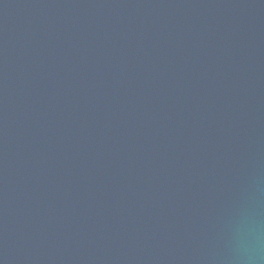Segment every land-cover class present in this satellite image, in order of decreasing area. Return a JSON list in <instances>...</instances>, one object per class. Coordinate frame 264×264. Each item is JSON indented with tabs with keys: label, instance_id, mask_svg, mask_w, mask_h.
<instances>
[{
	"label": "water",
	"instance_id": "1",
	"mask_svg": "<svg viewBox=\"0 0 264 264\" xmlns=\"http://www.w3.org/2000/svg\"><path fill=\"white\" fill-rule=\"evenodd\" d=\"M0 264H264V0H0Z\"/></svg>",
	"mask_w": 264,
	"mask_h": 264
}]
</instances>
